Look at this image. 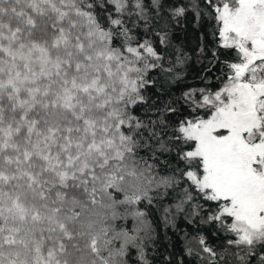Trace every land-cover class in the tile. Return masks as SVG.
I'll list each match as a JSON object with an SVG mask.
<instances>
[{"label": "snow or ice", "instance_id": "snow-or-ice-1", "mask_svg": "<svg viewBox=\"0 0 264 264\" xmlns=\"http://www.w3.org/2000/svg\"><path fill=\"white\" fill-rule=\"evenodd\" d=\"M189 13L219 75L157 107ZM153 208L211 226L197 264H264V0H0V264H152Z\"/></svg>", "mask_w": 264, "mask_h": 264}, {"label": "trees", "instance_id": "trees-1", "mask_svg": "<svg viewBox=\"0 0 264 264\" xmlns=\"http://www.w3.org/2000/svg\"><path fill=\"white\" fill-rule=\"evenodd\" d=\"M187 2V0H183ZM212 27V23L202 20L199 24L196 23L191 13L187 19L181 20L180 23L173 22L172 24V47L166 49L167 56L165 58V66L168 62L175 63L176 50L182 49L187 54V59L176 67V72L179 73V79L171 78L173 74L161 73L159 69L153 70L151 75L155 77V83L149 86L147 92L149 103L154 102L155 106L163 107L166 103L180 96L182 92L190 87H203L204 77L212 79L219 75L218 66L209 65L208 60L211 57V52L202 55L198 52L201 44V35L206 38L209 48L212 47V41L208 36V30ZM143 38L152 39L156 46L159 47L156 37L153 35L147 37L143 28L137 30ZM206 69H209L206 71ZM147 210V209H146ZM153 219L156 220L157 226V244L154 250L150 253L152 264H197L195 257L188 256L185 253V242H191V237L196 233L209 235L211 226L199 223H189L183 216L178 217L174 224H164L161 219V213L154 208ZM186 233L188 234L186 236ZM211 239V237H210ZM215 243V240L212 239ZM192 246L196 247L192 242ZM166 257H170L166 260Z\"/></svg>", "mask_w": 264, "mask_h": 264}]
</instances>
